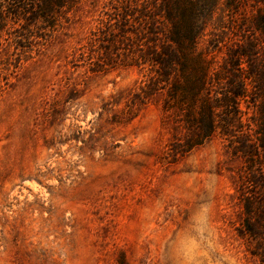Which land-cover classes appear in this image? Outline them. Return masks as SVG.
<instances>
[{"label": "rangeland", "instance_id": "rangeland-1", "mask_svg": "<svg viewBox=\"0 0 264 264\" xmlns=\"http://www.w3.org/2000/svg\"><path fill=\"white\" fill-rule=\"evenodd\" d=\"M108 1L86 0L48 42L2 40L0 264H256L235 231L241 159L227 142L169 163L161 99L129 108L145 74L79 62ZM262 14L264 0H220L199 48L225 67L231 47L260 41Z\"/></svg>", "mask_w": 264, "mask_h": 264}, {"label": "trees", "instance_id": "trees-1", "mask_svg": "<svg viewBox=\"0 0 264 264\" xmlns=\"http://www.w3.org/2000/svg\"><path fill=\"white\" fill-rule=\"evenodd\" d=\"M85 1L0 0V46L2 40L22 49L36 39L48 42ZM219 1L109 0L102 11L108 21L97 24L79 62L92 72L135 67L145 74L129 108L161 99L163 123L172 124L169 163L215 135L227 142L231 155L241 159L236 235L255 263L264 264V16L253 19L260 41L231 47L222 68L213 51L199 48ZM92 47L100 49L99 60ZM241 101L256 105L255 120L243 119Z\"/></svg>", "mask_w": 264, "mask_h": 264}]
</instances>
